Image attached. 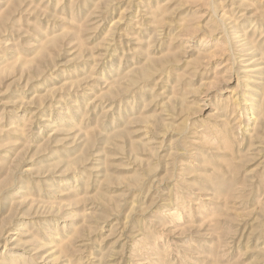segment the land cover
Here are the masks:
<instances>
[{"label": "rangeland", "instance_id": "374dc122", "mask_svg": "<svg viewBox=\"0 0 264 264\" xmlns=\"http://www.w3.org/2000/svg\"><path fill=\"white\" fill-rule=\"evenodd\" d=\"M0 264H264V0H0Z\"/></svg>", "mask_w": 264, "mask_h": 264}, {"label": "bare ground", "instance_id": "6f19581e", "mask_svg": "<svg viewBox=\"0 0 264 264\" xmlns=\"http://www.w3.org/2000/svg\"><path fill=\"white\" fill-rule=\"evenodd\" d=\"M251 98H252V97H251ZM245 99H247V101H248V100H250V97H248V96L246 95ZM253 105H254V104H253ZM254 106H255V105H254ZM256 106H257V105H256ZM257 107H258V106H257ZM252 108H253V106H252ZM255 108H256V107H255ZM255 108H254V109H255ZM256 109H257V108H256Z\"/></svg>", "mask_w": 264, "mask_h": 264}]
</instances>
